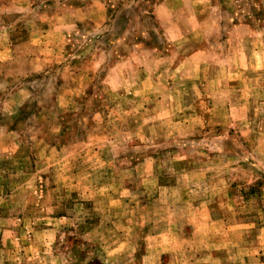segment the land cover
Returning <instances> with one entry per match:
<instances>
[{
	"label": "rangeland",
	"instance_id": "obj_1",
	"mask_svg": "<svg viewBox=\"0 0 264 264\" xmlns=\"http://www.w3.org/2000/svg\"><path fill=\"white\" fill-rule=\"evenodd\" d=\"M51 2L0 1V264H264V0Z\"/></svg>",
	"mask_w": 264,
	"mask_h": 264
},
{
	"label": "crops",
	"instance_id": "obj_2",
	"mask_svg": "<svg viewBox=\"0 0 264 264\" xmlns=\"http://www.w3.org/2000/svg\"><path fill=\"white\" fill-rule=\"evenodd\" d=\"M0 1H2V3H6V4L8 3L7 5L9 7L10 6L13 7L14 5H12V3H22V4H24V2H26L28 0H0ZM51 1H52L51 3H53V7L50 10H48V11L51 12L50 14L53 13V16H62L64 14V11H59L61 9H66L67 11L70 12V14H72V16H76L77 13L80 14L82 12L81 10L85 9V6H83V3L76 4L77 0H69V2H67V3L61 2L62 0H51ZM56 5L58 7H57L56 10H54L56 8ZM3 7L6 8L5 5ZM86 8H88V7L86 6Z\"/></svg>",
	"mask_w": 264,
	"mask_h": 264
}]
</instances>
